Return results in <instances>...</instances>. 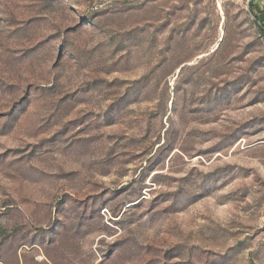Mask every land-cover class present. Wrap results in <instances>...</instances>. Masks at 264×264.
<instances>
[{
  "label": "rangeland",
  "instance_id": "rangeland-1",
  "mask_svg": "<svg viewBox=\"0 0 264 264\" xmlns=\"http://www.w3.org/2000/svg\"><path fill=\"white\" fill-rule=\"evenodd\" d=\"M261 10L0 0V264H264Z\"/></svg>",
  "mask_w": 264,
  "mask_h": 264
},
{
  "label": "crops",
  "instance_id": "crops-1",
  "mask_svg": "<svg viewBox=\"0 0 264 264\" xmlns=\"http://www.w3.org/2000/svg\"><path fill=\"white\" fill-rule=\"evenodd\" d=\"M258 0H255L254 2H257ZM262 3V2H261ZM263 10V9H262ZM260 11L262 15H264V12L263 11Z\"/></svg>",
  "mask_w": 264,
  "mask_h": 264
},
{
  "label": "trees",
  "instance_id": "trees-1",
  "mask_svg": "<svg viewBox=\"0 0 264 264\" xmlns=\"http://www.w3.org/2000/svg\"><path fill=\"white\" fill-rule=\"evenodd\" d=\"M255 0H253V2H254ZM262 30H264V27L262 28Z\"/></svg>",
  "mask_w": 264,
  "mask_h": 264
}]
</instances>
